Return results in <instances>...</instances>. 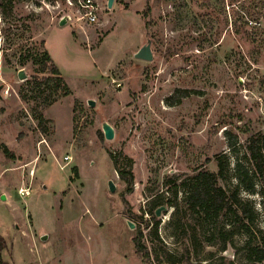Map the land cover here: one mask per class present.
<instances>
[{
	"label": "rangeland",
	"instance_id": "374dc122",
	"mask_svg": "<svg viewBox=\"0 0 264 264\" xmlns=\"http://www.w3.org/2000/svg\"><path fill=\"white\" fill-rule=\"evenodd\" d=\"M11 1L5 13L0 8V84L7 90L0 145L13 154L0 149L2 260L143 264L134 241L141 229L148 264H158L152 223L133 214L148 219V208L175 197L176 185L186 214L183 184L205 169L229 193L238 189L256 217L242 228L232 213L206 219L187 212L203 243L187 264H213L211 252L234 264H264L250 257V246L264 247V168L248 147L264 134V0H115L111 8L109 0H95V23L77 19L79 0ZM149 39L153 60L136 58ZM46 50L63 81L34 78L41 75L34 58ZM105 121L113 139L105 137ZM113 156L118 169L133 172L132 185ZM238 161L250 180L239 183ZM21 187L30 194L21 195ZM174 210L159 216V234L182 253L183 241L171 234ZM232 228L239 231L223 250L222 232ZM212 234L218 237L209 245Z\"/></svg>",
	"mask_w": 264,
	"mask_h": 264
},
{
	"label": "trees",
	"instance_id": "16d2710c",
	"mask_svg": "<svg viewBox=\"0 0 264 264\" xmlns=\"http://www.w3.org/2000/svg\"><path fill=\"white\" fill-rule=\"evenodd\" d=\"M13 1L6 0V2H0V8L3 13L7 11V6H12ZM239 31V30H237ZM44 43V42H43ZM26 58H33V54H26ZM34 62L39 64L41 67V75H36L34 78L38 82H48L52 76L57 77V81H63L61 71L59 67L55 64L50 53L42 51L39 57L34 58ZM184 96L189 94V91H181ZM101 135L103 133L101 132ZM250 158L254 159L260 171L264 168V134H255L251 137V143L249 144ZM0 149L4 152L13 156L7 145H0ZM113 160L116 168L117 158L113 156ZM118 169V168H117ZM224 167L220 163L219 175L223 173ZM120 177L126 181L129 185L133 184L134 174L131 170H121L118 169ZM236 173L239 179V183L246 180H250V174L243 162L238 161L236 165ZM183 187H186L185 205L186 214H181V208L176 201V195L178 193V188L181 186L176 185L174 190L173 198H166L165 201L156 199L151 207L148 208L147 213L149 214L148 219H144V215L133 214V217L139 221L145 222L147 227L152 223L150 235L152 237V242L157 241L160 244V252L156 254L154 260H158V264L165 262H170L172 264H182L190 263L199 247L202 248L203 243L199 241L197 234V224L191 222L187 215V212L194 214L195 212L204 213L206 219L218 216L220 213H232L237 217L240 227L249 228V225L254 222L256 213L251 207H248L247 203L239 196L238 189L233 190L231 193L228 192L218 181V174L211 172L209 170H201L197 175L193 177V183H185ZM187 185V186H186ZM250 186H253L251 183ZM131 186L129 190H131ZM250 192H254V188H249ZM165 203L166 206H175L173 211L170 226L172 228V236L176 238L178 242L183 241V251L175 252L169 249L166 244L162 241L159 234V224L160 217L157 216V209ZM239 231L237 228H232L228 231L222 232L224 236L223 250L227 249L229 241H232L233 236ZM221 233V232H220ZM219 233V237L222 235ZM222 236V237H223ZM217 234H212V236L207 238L208 244L213 245L216 243ZM137 253L141 256L143 264H148L152 261V254L149 251V247L144 241V233L140 229L134 238ZM199 246V247H198ZM6 247L5 238L0 234V264H6L2 260V250ZM163 255L162 259H159V255ZM207 259H211L213 264H234L228 256L220 255L216 256L213 252L208 254ZM250 257H254L256 261L264 260V247L260 246H250Z\"/></svg>",
	"mask_w": 264,
	"mask_h": 264
},
{
	"label": "water",
	"instance_id": "95a60500",
	"mask_svg": "<svg viewBox=\"0 0 264 264\" xmlns=\"http://www.w3.org/2000/svg\"><path fill=\"white\" fill-rule=\"evenodd\" d=\"M114 1L115 0H109V7L111 8L114 4ZM67 22V18H63L61 21H60V24L61 25H64L65 23ZM134 56L138 59H144V60H153L154 58V54H153V51H152V48H151V40L149 39L147 41L146 44H144L135 54ZM19 79H26L28 76L25 72V70H20L19 71ZM4 84H0V99H3V94H2V90L4 89ZM89 104L94 106L95 105V102L93 100H90L89 101ZM103 132L105 134V137L107 139H113L115 137V131H114V128L113 126L105 121L103 123ZM110 188L114 191L115 190V184L113 183V181H110ZM170 210V207L169 206H161L157 209V216H160L162 212H167Z\"/></svg>",
	"mask_w": 264,
	"mask_h": 264
},
{
	"label": "built area",
	"instance_id": "2783aa9c",
	"mask_svg": "<svg viewBox=\"0 0 264 264\" xmlns=\"http://www.w3.org/2000/svg\"><path fill=\"white\" fill-rule=\"evenodd\" d=\"M79 10H83V13L77 17L78 20H85L88 23H95L98 20V6L95 0H79L78 2ZM71 18V17H68ZM3 93H7L6 89H3ZM21 195H29V187H21L19 189Z\"/></svg>",
	"mask_w": 264,
	"mask_h": 264
},
{
	"label": "crops",
	"instance_id": "0c3cea01",
	"mask_svg": "<svg viewBox=\"0 0 264 264\" xmlns=\"http://www.w3.org/2000/svg\"><path fill=\"white\" fill-rule=\"evenodd\" d=\"M60 69V68H59ZM2 94H3V90H2Z\"/></svg>",
	"mask_w": 264,
	"mask_h": 264
}]
</instances>
